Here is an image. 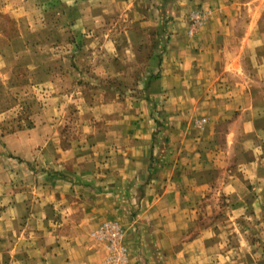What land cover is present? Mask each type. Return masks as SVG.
I'll list each match as a JSON object with an SVG mask.
<instances>
[{
    "label": "crops",
    "instance_id": "0c3cea01",
    "mask_svg": "<svg viewBox=\"0 0 264 264\" xmlns=\"http://www.w3.org/2000/svg\"><path fill=\"white\" fill-rule=\"evenodd\" d=\"M6 1L28 23L50 0ZM59 1L83 4L81 32L130 4L127 46L145 38L151 0ZM168 2L171 36L145 58L134 104L78 98L71 121L48 104L3 139L39 167L0 187V264H109V222L128 264H264V0ZM192 5L205 19L189 33Z\"/></svg>",
    "mask_w": 264,
    "mask_h": 264
},
{
    "label": "rangeland",
    "instance_id": "374dc122",
    "mask_svg": "<svg viewBox=\"0 0 264 264\" xmlns=\"http://www.w3.org/2000/svg\"><path fill=\"white\" fill-rule=\"evenodd\" d=\"M7 3L0 0V187L7 186L14 171L18 177L27 168L39 167L10 155L3 142L6 135L24 131L48 104H64L60 118L66 121L77 119L78 98L86 101L99 99L104 92H122L127 103L134 104L146 83L145 58L158 54L157 47L163 50L173 21L169 15L173 2L151 0V12L141 24L145 38L138 37L142 43L130 48L126 39H132L130 4L125 9L113 6L109 14L96 18L94 31L81 32L77 24L83 4L41 1L27 23L15 10L19 2ZM193 7L188 11V27L200 26L198 15L205 19V10ZM17 38L23 44L16 43ZM62 133L66 138L72 135L66 128Z\"/></svg>",
    "mask_w": 264,
    "mask_h": 264
},
{
    "label": "built area",
    "instance_id": "2783aa9c",
    "mask_svg": "<svg viewBox=\"0 0 264 264\" xmlns=\"http://www.w3.org/2000/svg\"><path fill=\"white\" fill-rule=\"evenodd\" d=\"M205 18V16H204ZM196 20H200V24L203 22L202 17L196 16ZM197 25H191L189 33H192ZM100 236L106 242V248L108 250L107 262L109 264H128L127 261V250L121 243V239L124 234L123 228L116 222L104 223L100 228Z\"/></svg>",
    "mask_w": 264,
    "mask_h": 264
}]
</instances>
